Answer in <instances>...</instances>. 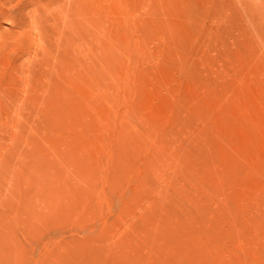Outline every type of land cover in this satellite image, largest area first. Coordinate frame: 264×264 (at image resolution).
Listing matches in <instances>:
<instances>
[{"label": "rangeland", "instance_id": "rangeland-1", "mask_svg": "<svg viewBox=\"0 0 264 264\" xmlns=\"http://www.w3.org/2000/svg\"><path fill=\"white\" fill-rule=\"evenodd\" d=\"M263 6L0 0V264H264Z\"/></svg>", "mask_w": 264, "mask_h": 264}, {"label": "bare ground", "instance_id": "bare-ground-1", "mask_svg": "<svg viewBox=\"0 0 264 264\" xmlns=\"http://www.w3.org/2000/svg\"><path fill=\"white\" fill-rule=\"evenodd\" d=\"M249 2H250V0H249ZM245 3H247V2H245ZM251 4H252V3H251ZM243 5H244V4H243ZM248 6H249V5H248ZM252 6H253V4H252ZM252 6H251V7H252ZM259 6H260V5H259ZM261 6H262V5H261ZM246 7H247V6H246ZM246 7H245V9H246ZM263 7H264V6H263ZM263 7H262V8H263ZM248 8H249V7H248ZM262 8L260 7L259 9H262ZM250 9L253 10L252 8H249V10H250ZM254 9H255V6H254ZM249 10H248V11H249ZM251 10H250V11H251ZM262 10H263V9H262ZM263 11H264V10H263ZM257 13H258V12H257ZM49 200H50V199H49ZM29 206H30V205H29ZM11 209H12V208H11ZM19 220H20V219H19ZM13 221H14V220H13Z\"/></svg>", "mask_w": 264, "mask_h": 264}]
</instances>
